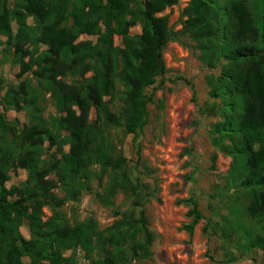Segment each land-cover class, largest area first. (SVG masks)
<instances>
[{
    "label": "trees",
    "instance_id": "obj_1",
    "mask_svg": "<svg viewBox=\"0 0 264 264\" xmlns=\"http://www.w3.org/2000/svg\"><path fill=\"white\" fill-rule=\"evenodd\" d=\"M179 1L16 0L12 8L0 0V33L20 53V75L31 72L37 80L12 85L0 97V105L27 108L33 120L30 129L21 128L18 119L0 112V264H76L65 251L78 246L94 264H132L151 255L154 235L144 209L139 216L133 209L117 211L122 216L101 228L93 216L71 224L62 207L80 201L92 181L105 176L104 204L119 190L141 196L114 130H143L146 90L166 74L164 51L181 36L198 43L208 67L222 62L221 72L209 77L210 96L220 100L213 111L222 117L213 124L212 139L233 157L232 185L252 192L248 213L264 226V0L259 14L248 0H190L183 26L174 30L158 13ZM138 21L142 31L131 34ZM84 34L94 39L80 40ZM29 43L47 47L30 49ZM47 93L58 111L49 119L41 104ZM116 100L122 104L114 110ZM46 140L60 147V158L43 157ZM18 167L28 171L27 180L8 186L11 169ZM52 171L60 183L48 177ZM186 202L192 205L193 220L186 225L192 235L203 215L196 198ZM44 205L52 211L45 220ZM25 220L30 238L21 232ZM249 243L264 253V233Z\"/></svg>",
    "mask_w": 264,
    "mask_h": 264
},
{
    "label": "rangeland",
    "instance_id": "obj_2",
    "mask_svg": "<svg viewBox=\"0 0 264 264\" xmlns=\"http://www.w3.org/2000/svg\"><path fill=\"white\" fill-rule=\"evenodd\" d=\"M15 1L8 0V5L13 8ZM189 1L180 0L158 15H166L169 26L179 30L183 26L181 14ZM262 1L248 0V3L258 12ZM32 19L29 17L28 22L34 24ZM11 24L15 35L17 20L13 19ZM141 31V21L130 28L131 34ZM89 39L94 37L84 34L80 38ZM8 43V37L0 33V97L12 85L22 81L36 84L37 81L31 72L20 75V53ZM115 43H122L119 35L115 36ZM28 47L45 49L47 46L29 43ZM164 57L166 74L159 76L146 90L148 120L143 130L126 131L125 127L114 130V140L128 159V170L133 182L139 183L141 196L137 197L132 189L119 190L111 203L104 204L102 197L108 183L105 176L103 180L94 179L91 189L83 192L80 201L67 200L62 208L71 224L93 216L101 228L122 216L117 211L133 209L139 216L144 209L154 235L151 255L132 264H264L263 250L250 247L249 243L256 234L264 233L259 218L251 216L247 210L252 192L232 185L229 175L233 157L212 139L213 124L222 117L213 111L220 100L210 96L209 77L221 72L222 62L216 68L205 65L198 43L190 36L172 39ZM66 79L73 78L67 76ZM115 102L117 107L113 109L117 110L122 102ZM41 104L47 119L58 114L49 93L41 99ZM0 112H5L10 119H18L21 128L30 129L33 124L27 108L16 110L1 104ZM91 116L95 117L94 109ZM64 148L68 151L70 146ZM43 157L50 161L60 158V147L46 140ZM9 175L8 186L22 185L28 171L13 168ZM48 177L60 183L57 171H52ZM55 191L63 195L59 188ZM190 197L197 199L203 215L192 235L186 229L193 220L192 205L186 202ZM43 210L44 220L52 215L48 205H44ZM21 232L26 238L31 237L27 220ZM65 254H74L76 264H94L81 246L66 250Z\"/></svg>",
    "mask_w": 264,
    "mask_h": 264
}]
</instances>
